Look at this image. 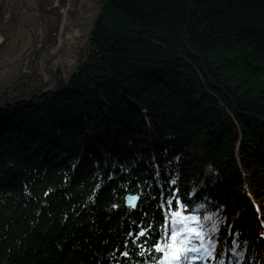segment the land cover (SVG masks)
<instances>
[{
  "label": "trees",
  "instance_id": "16d2710c",
  "mask_svg": "<svg viewBox=\"0 0 264 264\" xmlns=\"http://www.w3.org/2000/svg\"><path fill=\"white\" fill-rule=\"evenodd\" d=\"M98 3L62 89L0 92V264H161L174 212L264 264V0Z\"/></svg>",
  "mask_w": 264,
  "mask_h": 264
},
{
  "label": "rangeland",
  "instance_id": "374dc122",
  "mask_svg": "<svg viewBox=\"0 0 264 264\" xmlns=\"http://www.w3.org/2000/svg\"><path fill=\"white\" fill-rule=\"evenodd\" d=\"M98 1L0 0V92L32 73L39 86L63 79L86 44ZM204 254L201 248L198 257L203 260Z\"/></svg>",
  "mask_w": 264,
  "mask_h": 264
},
{
  "label": "snow or ice",
  "instance_id": "6c2138e0",
  "mask_svg": "<svg viewBox=\"0 0 264 264\" xmlns=\"http://www.w3.org/2000/svg\"><path fill=\"white\" fill-rule=\"evenodd\" d=\"M174 183V181H173ZM135 198H131L129 203L134 207ZM170 205L171 200L167 201ZM195 220L194 217H183L179 212L171 214V220L168 228L166 229V236L169 241L164 247H161L159 243L154 245L155 251L162 252L161 264H188L190 261L189 253L200 252L201 248L207 252V248L203 244V234L196 232L195 229L189 227L187 221ZM148 230L143 229L139 232V237H145ZM193 240L199 241L200 247H196L193 244ZM127 253H125L126 255ZM143 255V253H141ZM171 257V259H169Z\"/></svg>",
  "mask_w": 264,
  "mask_h": 264
},
{
  "label": "water",
  "instance_id": "95a60500",
  "mask_svg": "<svg viewBox=\"0 0 264 264\" xmlns=\"http://www.w3.org/2000/svg\"><path fill=\"white\" fill-rule=\"evenodd\" d=\"M46 45V44H45ZM45 45H43L42 47H44ZM41 48V47H40ZM40 48L38 49V50H40ZM37 50V51H38ZM64 87V81L62 80V78H57V83H56V88L57 89H62ZM131 198H135V201H134V203H135V205H136V203H137V200H138V197L136 196V195H128V196H126L125 197V200L127 201L126 202V206H132L130 203H129V201H130V199Z\"/></svg>",
  "mask_w": 264,
  "mask_h": 264
},
{
  "label": "bare ground",
  "instance_id": "6f19581e",
  "mask_svg": "<svg viewBox=\"0 0 264 264\" xmlns=\"http://www.w3.org/2000/svg\"><path fill=\"white\" fill-rule=\"evenodd\" d=\"M126 202H127V201L125 200V204H126Z\"/></svg>",
  "mask_w": 264,
  "mask_h": 264
}]
</instances>
